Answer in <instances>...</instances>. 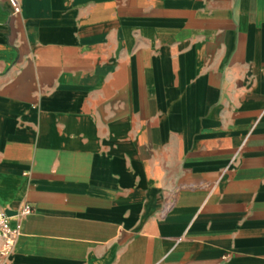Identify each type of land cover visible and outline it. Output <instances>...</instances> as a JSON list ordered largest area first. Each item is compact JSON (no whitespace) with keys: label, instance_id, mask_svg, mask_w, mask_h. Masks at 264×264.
<instances>
[{"label":"crops","instance_id":"0c3cea01","mask_svg":"<svg viewBox=\"0 0 264 264\" xmlns=\"http://www.w3.org/2000/svg\"><path fill=\"white\" fill-rule=\"evenodd\" d=\"M0 0V264H264V0Z\"/></svg>","mask_w":264,"mask_h":264},{"label":"built area","instance_id":"2783aa9c","mask_svg":"<svg viewBox=\"0 0 264 264\" xmlns=\"http://www.w3.org/2000/svg\"><path fill=\"white\" fill-rule=\"evenodd\" d=\"M11 14L17 15L21 12L20 0H8ZM33 212L29 203H22L15 215L0 205V258L10 256L17 245L18 239L23 234L24 219Z\"/></svg>","mask_w":264,"mask_h":264}]
</instances>
